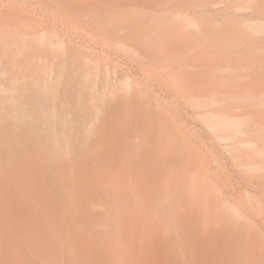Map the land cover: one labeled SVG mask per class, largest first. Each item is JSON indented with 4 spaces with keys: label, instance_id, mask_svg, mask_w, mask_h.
<instances>
[{
    "label": "rangeland",
    "instance_id": "obj_1",
    "mask_svg": "<svg viewBox=\"0 0 264 264\" xmlns=\"http://www.w3.org/2000/svg\"><path fill=\"white\" fill-rule=\"evenodd\" d=\"M0 58L19 142L71 164L0 263L264 264V0H0Z\"/></svg>",
    "mask_w": 264,
    "mask_h": 264
},
{
    "label": "bare ground",
    "instance_id": "obj_2",
    "mask_svg": "<svg viewBox=\"0 0 264 264\" xmlns=\"http://www.w3.org/2000/svg\"><path fill=\"white\" fill-rule=\"evenodd\" d=\"M1 60H2V58H0V62H1ZM28 64L29 63L27 62V63H25L26 66L24 64L15 66V70L18 72V74L14 80H15V82H17L15 84L18 85V88H20V90L24 89V87H23L24 83L34 84L35 86L37 84L39 85V83H40V85L42 86L41 82H43V77L35 74V72L32 73L31 71H28L27 69L31 68V65L28 66ZM37 68L38 69L41 68V70L42 69L45 70L46 64L39 63ZM43 72H45V71H43ZM29 94H32V97H33L32 99L35 98L34 100H36V94L34 93V90L32 92H30ZM31 103L32 102H30V104ZM12 106H13V108H11L12 110L11 109L8 111H1L0 110V122H1L0 123V215L1 216L5 215L6 217H7V215H8V217L10 215V217H12L11 219L8 218V219H10L7 221L8 225H10L9 223L21 224L20 222L24 221L23 224L26 226L27 224H25V221L27 223H29V221H30L31 222V223H29L30 226H27V227H25L24 225L23 226L26 229L28 227L29 228L31 227L30 228L31 231H28V232H34V231H32V228H34L33 226L39 224L38 227H35V228H39V227H41V225H43V222L45 220H46V222L44 223V226L47 222L48 223L50 222L49 219H44L45 216H44V218L41 217V216L45 215V211H42L41 202H45V204H48V205L51 204L53 208L57 204L54 201L53 196L55 194L54 190L56 188V185H58L59 183L58 182L56 183L55 178L63 175V173L66 171L64 166L66 168H68L71 165L70 164L71 160L69 162V164H70L69 166H68V162L67 163L65 162L64 164H66V165H63V163H62V165L50 167V165L47 164V162H46V161L49 162V160H44V159H43V162H40V161L35 162L32 159L31 155H29L30 153L25 150V148H26L25 144L19 142V136L18 135H19V133H23L25 131V129H20L18 127L17 120H18V114H21V115L26 114L27 115L26 121L34 128V125H36L35 122H37L36 121L37 118L31 116L32 114L29 113V110H27L26 107H25V109H26L25 110L24 107L22 106V104L18 103L17 100L14 101V103H12ZM229 107H231V106H229ZM230 109H232V108H230ZM53 115H54V112L50 115V117L51 116L53 117ZM214 116H217V115L214 114ZM221 117H223V116H221ZM41 123L42 122H40L39 124H41ZM40 128H41V126H40ZM263 140H264V138H263ZM252 142H254V141H252ZM52 148L54 149V151L58 152L59 149H61L60 143H58L57 141H53L52 142ZM3 161H5V162H3ZM71 163H73V162H71ZM62 169L63 170L65 169V171H62ZM30 171H33V174L30 173ZM34 171H36V174H34ZM28 172L30 173V175ZM65 181H66V179H65ZM20 182H23V185ZM64 183H66V182H64ZM69 184L71 185V183H69ZM20 185L23 187H21ZM67 190L69 191L71 189H67ZM61 193H63L62 190H61ZM67 194L73 195L71 193H67ZM60 196H62V195H60ZM74 198H76V197H74ZM116 199L118 201L122 202L121 199H119L118 197ZM117 200H115L116 203H118ZM126 203L128 204L129 202L126 201L125 204ZM51 205H50V207H51ZM127 207L129 209V206H126V208ZM62 209H63V207H62ZM130 209L129 210H121L120 209V211H118V212H121V213L124 212V213H122V215H123L126 212H131L133 210V208H131V207H130ZM48 210L50 211V209H48ZM52 213H54V212L52 211ZM14 215H20L21 217L19 216V219L17 218L20 221L15 219L17 216L15 217ZM39 215L42 219L38 218ZM5 216H3V217H5ZM26 217H29V220ZM35 217H37V219H35ZM22 218H23V220H22ZM25 218H26V220H24ZM4 219H5L4 220V222H5L7 219L6 218H4ZM32 219L35 221L36 224L34 223V221ZM39 222H41V224ZM56 222L58 223L59 221H56ZM48 223L46 224V226L49 225ZM108 223L110 224V222H108ZM60 224H61V222H60ZM4 226H6V224ZM20 226L21 227H19V229H21L23 227L22 225H20ZM46 226L42 227V228L47 229ZM116 228H117V226H116ZM26 229L24 231H26ZM9 230H10V228H9ZM24 231H22V232H24ZM28 232H26V233H28ZM32 237H33V235H32ZM30 239H28L29 242H30ZM26 257L27 256H25V258ZM0 261H3V259H0ZM26 261H27V258H26ZM28 262H29V259H28ZM11 263H13V261ZM0 264H6V263L1 262Z\"/></svg>",
    "mask_w": 264,
    "mask_h": 264
}]
</instances>
